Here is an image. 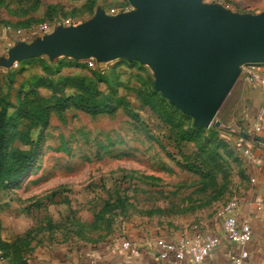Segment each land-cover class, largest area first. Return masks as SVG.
I'll return each mask as SVG.
<instances>
[{
    "label": "rangeland",
    "instance_id": "obj_1",
    "mask_svg": "<svg viewBox=\"0 0 264 264\" xmlns=\"http://www.w3.org/2000/svg\"><path fill=\"white\" fill-rule=\"evenodd\" d=\"M98 6L109 15L131 9L128 0H0V60L8 40L30 43L38 37L29 36L38 24L52 29L76 25L91 18ZM61 77L92 81L101 96L121 102L110 114L54 109L46 126L15 121L36 142V154L19 180L0 188L3 264H30L42 251L66 254L70 247L127 235H183L206 220H219L217 212L233 200L245 177L230 132L235 88L217 111V125L192 132L191 140L174 141L177 130L193 126L192 118L173 105L180 114L171 126L157 105L156 110L148 104L151 91L170 103L155 90L147 65L122 58L99 64L38 56L0 66V97L11 103L8 115L16 117L23 93L27 100L37 97L53 104L52 94L62 95L54 88ZM40 79L46 83L37 84ZM67 83L64 96L75 91ZM15 145L29 148L18 141ZM187 164L201 171L189 170Z\"/></svg>",
    "mask_w": 264,
    "mask_h": 264
},
{
    "label": "water",
    "instance_id": "obj_2",
    "mask_svg": "<svg viewBox=\"0 0 264 264\" xmlns=\"http://www.w3.org/2000/svg\"><path fill=\"white\" fill-rule=\"evenodd\" d=\"M114 15L96 7L76 25L57 26L32 42L8 48L0 66L47 56L114 59L147 65L154 88L192 118L194 127L216 124L217 111L246 63H264V9L233 11L203 0H128ZM247 138L264 139L243 133Z\"/></svg>",
    "mask_w": 264,
    "mask_h": 264
},
{
    "label": "crops",
    "instance_id": "obj_3",
    "mask_svg": "<svg viewBox=\"0 0 264 264\" xmlns=\"http://www.w3.org/2000/svg\"><path fill=\"white\" fill-rule=\"evenodd\" d=\"M215 1L238 12L258 13L264 9V0H226ZM235 88L236 107L232 123V142L242 160L244 180L241 181L239 192L234 195L237 202L235 211L239 224L250 226L252 237L248 243V257L244 264H264V143L252 140L243 135L259 136L264 139V64L253 83H248L239 76L231 90ZM230 90V91H231ZM248 147L250 155L243 150ZM217 237L218 244L201 263H194L189 255L176 259L172 255L162 259L159 257V240L177 241L184 237L191 240L194 231ZM122 238H126L137 248L136 255L122 248ZM94 244L91 247H70L63 252H41L30 264H231L230 254L235 246L229 243L222 230L221 220H206L204 226L194 228L183 235L159 237L152 234L127 235L126 237ZM4 262L0 261V264Z\"/></svg>",
    "mask_w": 264,
    "mask_h": 264
},
{
    "label": "trees",
    "instance_id": "obj_4",
    "mask_svg": "<svg viewBox=\"0 0 264 264\" xmlns=\"http://www.w3.org/2000/svg\"><path fill=\"white\" fill-rule=\"evenodd\" d=\"M68 63L65 65H70L71 61ZM43 68L48 69V66L44 65ZM97 77L100 81L103 80V77L99 76V74ZM67 79L75 91L71 95L64 96L62 91L68 85ZM43 83H46V80H37V84L41 85ZM56 87H59L57 91L61 92L62 95L58 96L56 93H53V104H47L46 100L43 101L45 103H40L37 97L27 100V93H23L22 96L19 94L17 115L15 118L8 115V108L11 106V103L3 97H0V188L3 189L19 180L33 164L36 154V142L30 138L28 132H23L17 128V123L15 124L17 119L27 120L34 125L46 126L50 114L54 109L61 111L74 107L91 115L100 113L110 114L115 111L118 103L121 102V99H112L108 95L101 96V93L92 81L82 77H61L57 84H55L54 88L56 89ZM149 96L150 99L147 100L148 104H153L152 107L155 109L157 105L160 117L171 126H176L175 117L180 114V111L173 105L166 103L164 99L160 101L157 93L153 91L150 92ZM203 129L193 126H190L188 129H179L177 130V137L174 138V141L180 139L185 141L191 140L192 132L199 133ZM16 141L28 145L29 148L23 149L16 146ZM186 168L196 172L201 171L195 164H187Z\"/></svg>",
    "mask_w": 264,
    "mask_h": 264
},
{
    "label": "built area",
    "instance_id": "obj_5",
    "mask_svg": "<svg viewBox=\"0 0 264 264\" xmlns=\"http://www.w3.org/2000/svg\"><path fill=\"white\" fill-rule=\"evenodd\" d=\"M52 30V27L46 23H40L32 30L29 36H41ZM12 45L13 43L8 40L6 47ZM261 64L264 63H246L241 65L239 76L243 77L246 82L253 83ZM243 153L247 156L250 155V149L246 147ZM236 208V200H230L219 209L217 216L221 220V226L226 240L235 246V249L229 256L231 264H244V261L248 257L247 245L251 240L252 232L248 224L238 223L235 214ZM217 244V237L197 233V230H195L193 237L189 241L184 237L177 241L159 240V257L165 259L172 255L176 259H183L186 255H189L194 263H201ZM121 246L131 254L136 255L138 253L137 248L127 239L122 241Z\"/></svg>",
    "mask_w": 264,
    "mask_h": 264
}]
</instances>
